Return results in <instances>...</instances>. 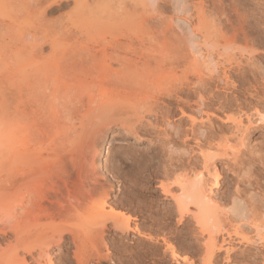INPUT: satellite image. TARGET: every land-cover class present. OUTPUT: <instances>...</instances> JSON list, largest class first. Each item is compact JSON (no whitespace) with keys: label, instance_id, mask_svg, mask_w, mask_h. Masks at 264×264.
<instances>
[{"label":"bare ground","instance_id":"6f19581e","mask_svg":"<svg viewBox=\"0 0 264 264\" xmlns=\"http://www.w3.org/2000/svg\"><path fill=\"white\" fill-rule=\"evenodd\" d=\"M49 1L50 0H21L17 6V9L14 10L12 16L8 19V22L3 23L2 21L0 23V28L4 30L6 35L9 32L11 33L12 31H15L14 29L18 22V12L21 13L20 11L22 10L25 12L32 11L37 13L39 17L38 21L40 22L38 26L40 27L41 25L43 28L44 24L46 26L45 21H47L44 19L46 11L56 3ZM71 1L73 2L71 7L73 10L83 9L88 6L87 0ZM110 1L111 0H94L96 4L100 5V9L102 10L114 8L113 4L109 3ZM133 1L135 5L144 7L147 4H154L156 0ZM181 1L182 0H173L176 9H180V12ZM186 17L178 16L175 19L177 25H179L181 28H185L186 30L185 36H187V44H184V49H186V52L184 51V53L182 48L179 49V47L175 46L176 49L174 48L175 50L172 51V55L175 57L171 55L172 57L168 59V64L165 63L168 66V71L171 72L170 74L173 73L174 67L176 68V66H181V73H179L180 76L173 74V77H169L168 74V76H166L167 78L165 77L166 81L163 79L164 76H161L163 82H160V80L158 81L162 83L161 87H159L160 84L158 82L157 85L153 82V80L151 82L152 89H154V86L156 88L154 91L152 90V93H150L151 87H149L148 84H143V79H146V75H143L145 78L140 75V72H138L137 62L133 61L127 56L129 52L135 51L129 48L131 46L121 47L118 45L119 48H114L112 46L113 48L110 49H108V46L100 48H89L88 46L65 47L61 46L59 41L71 42L74 44L79 43L78 40L80 37H78L77 34H70L68 30H66L67 32L65 31L66 33L62 30L60 32L55 30L53 33L50 32V34L48 33L47 29H42L41 27L40 30L38 29L39 27H37V31L34 29V31L29 33L27 32L26 34L15 33L8 35L7 41L9 45L14 47V55L29 48L32 49L30 51H35L34 55L32 52L31 53L36 57V61H38V59L44 60L48 56V102L46 103L44 99V101L38 99L39 101L37 100L35 102L38 103L39 106L40 104H44V102V105L48 104V161L44 158H40L41 156H38L39 161L36 160L35 164L30 161L29 163L31 165L29 164L25 166H28L27 169L20 168L19 164L21 162L23 164V161L27 160L28 156L32 158V156L34 157L36 154L37 150L40 151L44 149L41 147L42 144L40 143L41 145L38 147V144H34V147H32L33 149H30V142L29 144L27 142L8 144L0 143V171L6 172L5 179L1 181L2 177L0 178L1 210L6 205L9 207L11 201L17 196H20V199L23 198V193L20 191V189L24 187L26 189L28 184H30L32 181V183H34V180L38 179V181H36L37 183H34L35 185L31 183L32 186L30 187L36 188L33 190L31 188L30 190L29 187V197L26 199L28 202L26 203L28 205L23 204L22 206L25 207L22 209H27L22 210L21 212L24 213V211H26V216L29 214L36 218L39 216L41 217L42 215L44 218L45 216L48 218V224H50V228L48 229V234L44 233L45 235L41 237L36 254V249L33 246H27L24 244L19 245L20 249L26 255L30 256V259L34 262V264H116L117 260L110 256L112 255V250H114L115 247H113L111 244V248L110 243L105 240V237L110 235L111 229H113L114 232L121 233V235L117 237L116 233L113 234L112 239H117L122 243V241H124L128 236H131V233H133V235H142L140 231L141 222L151 221V226H149L147 229L154 228L153 225L159 221V219H162V221L165 223L167 220H171L172 214L176 215L174 219L177 222L184 221L189 217V219L194 222L192 224H195V227L198 226L200 232L206 233L207 237L203 238L201 236V240L196 238L195 234L193 233L194 238H196V242L198 239L200 240V245L204 250L203 260L206 264H215L220 253L223 254V256L220 254L223 261L228 264L235 261V257H244L246 254L259 255V252L264 250V211L258 210L256 207H252L250 204L246 203L244 200L235 195L232 196L228 208L225 209L223 207L222 210L218 208L220 206H218L216 204L217 202L212 200L211 196L209 195L210 190H212L211 185L213 188H217L219 186L218 177L220 173L216 167L215 161L218 157L227 155L226 143H229V137L221 135H219L220 142H214V137L216 135L218 136V132H215L212 126L214 119L213 117L216 116V114L210 111L212 108L210 105L211 101L209 103V100L215 98L216 96L210 90V81L214 80L217 83L221 81L222 86L224 85L223 87H225V85L228 84L230 76L228 74L229 71L224 69L221 73H215V75H211L209 70V72H207L205 66L196 63L197 60L193 57V55H195L200 50V48L207 45H210L212 48V46H218L219 42H212V36L210 37V34L208 33H202L203 30L201 31L198 28H190L191 26H189V22ZM198 40H200L199 43H197ZM227 41L228 40L224 41L225 44L221 45V47H223V50L226 52H230V50H232L230 42L232 41L229 43H227ZM220 43L223 44L222 42ZM44 45L48 46V55H42V47ZM182 46L180 45V47ZM240 51L243 52L246 50L241 49ZM182 52L184 55H186V58L189 59L188 61L187 59H183L185 56L181 54ZM248 53L251 54L250 52ZM181 55H183L182 59H180ZM168 57L170 56L168 55ZM251 58H253V55H248L246 57V60L249 61L248 65L249 63L252 64L253 62L251 61ZM165 59L166 58L157 59L156 57L155 65H153V67H151L149 63L148 64L150 66H148L146 63L148 66V69H146L147 72H150L152 69L151 72L158 70V74L159 72L161 73V67L163 66L160 65H164L163 61ZM113 60L120 63L121 67L119 68L126 72L125 74L123 71L124 76H126L128 80L132 78V76L129 75L130 73L132 74V72L135 73L137 71V73H139V77L138 74L136 75L135 73L132 78L133 80L130 79L128 81L124 76L122 78V75L119 76L117 74L118 72L120 73V70H113L110 64H108ZM143 62L142 64L145 65ZM242 67L243 66H241V69H243ZM248 70L247 72H249ZM238 71L239 73L242 72L239 67ZM98 72H100L103 77H106L108 74L114 72L113 76H115V79L113 78L112 80L115 81L113 82L112 80H108L105 82L95 80L93 75L94 73ZM164 72L165 70L162 73ZM115 73L119 77H117ZM165 73L167 74V71ZM116 78L120 80L118 81ZM121 79H125L124 83L121 81ZM117 81L122 83H118ZM127 81L128 84H125ZM132 82L135 84L139 83V85L143 84L144 86H138V92L136 88H134L136 90L135 91L132 87H128V85H130L129 83ZM44 83L47 84V82ZM145 86L149 87L147 88L150 91L145 89L148 93H146L142 88H146ZM131 88L134 91H130ZM184 88L187 90L186 94L194 93L195 96V100H192L195 105L194 107H191L192 105L189 106L188 104H185L186 106L183 105L182 107L178 108L180 117L188 120V127L182 130L178 122V124H174L165 120L164 122L162 121V117V120L159 119L162 122L160 123L157 119V116L158 114L163 116L166 111L163 113V109L158 107L156 101H163L161 96L160 98L158 96L162 93H167V95H170V93L173 92L175 98L177 97L178 100L184 101L187 99V97H185L183 100L182 98L184 96L182 97L180 95L182 91H184ZM17 89L18 87L15 88L14 91ZM20 91H18V93L15 92L14 94L21 96V93L23 92ZM26 91L28 92V90ZM257 92L258 91L256 90V93ZM28 93L30 94L31 92L29 91ZM45 95L46 93L44 96ZM18 96H16L15 99L13 98L16 100V103L18 101L17 98H22ZM10 97L12 96L10 95ZM261 97L263 96L261 95ZM33 99H35L34 96ZM19 101V104L21 105V100ZM187 102H189L188 99L184 101V103ZM16 103L13 105L15 110L13 111L12 108V112L16 113V111H24V109H26H23V106L20 107V105ZM9 104H11V99ZM218 104L220 105L221 103L219 102ZM179 105L180 104H178V106ZM142 110L145 111L144 114ZM146 113H148V118H146ZM12 114H10V116H13ZM14 115L16 116V114ZM15 116L11 118L9 122L12 124L10 123L9 125H15L18 119ZM151 116H154L155 119ZM150 117L154 120L150 119ZM257 117V121H264V114H261V112L257 113ZM219 121L220 123L232 121L234 129L237 131L241 130L239 143L241 145L244 144L243 139L245 138V133L247 132L248 126L243 128V122L241 119L236 120L230 117H219ZM164 125H168L167 127H172L173 132H175L177 136L181 137L184 143L195 141L194 146L196 147V150H193L195 152L192 154L191 148V155H187V157L184 156L185 159H175L171 155L172 153L168 152V146L173 141H170L169 138L170 133L172 132L167 133ZM116 126L122 129V133L132 135L134 139L133 142H140L143 139L148 140V152H151L157 146H161L160 148L162 149V152L166 153L168 157L166 159L168 160H165V162L163 161L164 163L160 165L156 164L158 161L153 162L152 157H147V155L145 157H140L141 155L138 156L133 153H125V158L131 159L130 162L134 164L141 165L144 162V166L143 164L142 166L144 171L147 173V179L144 180V187L150 184L152 179L158 181L157 184H155L157 190L154 191L156 195V192L159 190V195L157 194V196L160 198V204L162 207L158 208L157 206L158 210H155L156 208L152 210L153 205H150L152 204V201L149 205H147L141 204L139 199H137L138 201L136 200L137 206L135 211L133 213H126L125 211L115 209L117 203L115 201L112 202L113 200L110 201L111 193H109L107 188L113 190V187L116 186L117 183H113V181L104 175V172H109V170H101L100 165L95 158V153L97 148L96 145L99 143L98 134ZM203 129L204 131L201 133ZM197 154L202 160V169L194 171L195 169H192L190 161L191 157H195ZM239 154H241V150L239 148L230 150V155L233 161H236ZM16 167L19 168L16 169ZM159 167H161V175H159ZM175 171H178L179 174L174 176ZM209 173L213 175H211L212 178L208 177ZM171 178L172 180H170ZM117 186H119L118 188L120 190L123 189V186L122 188L121 185ZM134 186H136L135 188H137L138 191H142L141 185V187H139V184L134 183ZM26 190H28V188ZM127 193L122 195V199H124V201L126 200L128 205H132L133 202H135L136 197L133 198L134 196L131 194V192L129 194ZM28 194L26 196H28ZM42 201H47L48 206L44 205ZM169 202L171 204H169ZM19 203L22 205L23 202L21 201ZM106 207L109 208L107 211L108 213L100 216V213L103 212ZM153 212L160 214V218H157L156 215H153ZM11 214H9V219L4 218V216V219L1 218L2 216L0 217V233L2 235H6V233H8L7 231L12 232L15 236L14 243L16 244L21 241L16 238V222L18 219L13 212H11ZM147 216L149 217V220H146ZM93 217L94 222H92L91 226L86 229H74L65 225L71 220L90 219ZM156 224H158V222ZM226 225H228L229 228H225ZM157 226L160 227V225ZM246 229H251L253 232H255V237H253L254 235L252 237L246 235L247 233L244 232ZM160 230H162V228L159 229L158 232H160ZM164 235L165 234H162V236H160V245H163L162 251L164 253L168 252L171 259L177 258L178 252H176L177 250L175 245L169 240V238H167V234L165 236ZM122 236H125V238ZM218 236L223 237V239L219 241ZM85 238L90 239L88 242L91 241L90 246L92 247V251L91 253L88 251L90 254L87 253L86 249H84L87 248L84 247V243L86 242ZM147 238L150 239L151 236H147ZM19 239L21 238L19 237ZM67 241H69L71 244L69 243L70 245H66L65 243ZM130 241L132 242V240ZM45 242L48 244V252H46L47 250H43V246L41 247V245ZM11 244L9 242L8 246H11ZM237 244L243 247L240 249ZM122 245L123 247L121 249V253H126L131 256V251L127 249L126 246H124V243ZM55 247H59L65 250V252L63 253L59 249L56 251L52 250ZM246 247L251 248V250L259 249V251H257L258 253L247 252ZM102 249L105 250V253L102 252ZM13 255L12 257L10 256V264H15V262L16 264H28L26 258L24 256L20 257L18 252L15 251ZM53 257H56V260H54ZM182 259L187 260L185 256ZM7 261L6 264H9Z\"/></svg>","mask_w":264,"mask_h":264},{"label":"rangeland","instance_id":"374dc122","mask_svg":"<svg viewBox=\"0 0 264 264\" xmlns=\"http://www.w3.org/2000/svg\"><path fill=\"white\" fill-rule=\"evenodd\" d=\"M20 1L21 0H0V23L2 21L3 23L8 22V19L12 16L14 10L17 9ZM51 1L56 3L46 11L44 17V19L47 20L45 21L46 26L45 24H42L44 26L42 28L40 25L42 29H47L48 33H53V31L55 30L57 32H60L61 30L65 32L66 30H68L70 34H77V36L80 37L78 40L79 43L74 44H72L71 42L59 41L61 46L65 47L88 46L89 48H100L108 46V49H110L113 47L119 48V46H131L129 48L135 51H131L128 53V55H126L133 61L137 62L138 72H140V75H146V79H143L144 83H142L144 85L148 84V86L151 87L150 93H152V90L154 91L156 88L153 84H157L159 80L160 82H163L162 80H165V77L168 76V74L169 77H173L174 75L180 76L179 73H181V66H176V68L174 67L172 74H170L171 72H169V69H167V64L169 62L168 59L174 56L172 55V51L175 50L176 47H179V49L182 48L183 52H186V49H184L185 45L187 44V36H185L186 30L185 28H181L179 27V25H177L175 19L178 16H187L186 18L189 22V26H191L190 28H198L201 31L203 30L202 33H208L210 34V37L212 36L211 38L214 40H211L212 42L216 43V41H218V46H212V48L210 45L203 46L195 55H193V57L197 60L196 63L205 66L207 72L210 71L209 73L211 75H215V73H221L224 69L229 71L228 74L230 76L228 84L225 85L226 88L223 87L224 85L222 86L221 81L219 83L215 82L214 80L210 81L211 88H209L216 96L215 98L209 100V103L211 101L210 105L212 108L210 109V111L216 114V116L213 117L214 119L212 118L213 130L215 132H218V136L216 135L214 137V142H220L219 135H221L229 137V143H226L227 155L218 157L215 161L216 167L218 168L220 173L218 177L219 186L217 188H213V186L211 185L212 190H210V192H207H209L212 200L217 202L216 204L221 207H218L219 209L223 210V207L225 209L228 208L232 196L235 195L244 200L246 203L250 204L252 207H256L258 208V210L264 211V121H257V113L261 112V114H264V0H182L180 4L181 12L179 11L180 9H176L173 0H156L154 4H147L144 7L135 5L133 0H111L109 3L113 4L114 8L109 10L100 9V5L96 4L94 0H87L88 6L79 10H73L71 8L73 4L71 0H50L49 2ZM20 12L21 13L18 12V22L14 29L15 31H12L11 33L9 32L6 35L4 30L0 28V143L8 144L16 142H27L29 144L30 142L32 144H29L30 149H33L32 147H34V144H38L37 147L42 144L41 147L44 149L40 150L41 153L39 150H37L38 153L37 151L36 154L34 152V157L32 156V158H30V156H28L27 160L23 161V164L22 162L19 164L20 168L27 169L28 166H25L29 165L30 161L35 164L36 160L39 161L40 156V158H44L48 161V104L44 105V102V104H40V107L38 103H35L38 99L41 101L44 99L46 103L48 102V56L47 58L45 57L46 59L44 60H39L37 58L38 61H36V57L33 56L35 54V51L32 52L30 51L32 49L29 48V50H22L18 54L14 55V47L12 45H9L7 41L8 35L15 33L26 34L27 32L29 33L34 31V29L35 31H37L38 29L40 30V27L38 26L40 22L38 21L39 17L37 13L32 11L25 12L23 10ZM37 27L39 28L37 29ZM226 40H228L227 43L232 41L230 42V46L232 47V50H230V52H226L225 50H223V47H221V45L225 44L224 41ZM199 42L200 40L197 41V43ZM220 42H222L223 44H221ZM180 45H183L184 47H180ZM241 49H244L246 51L241 52ZM31 52L33 53V55ZM183 52L181 54L184 55L185 52ZM248 52H250L251 54H249ZM229 53L232 55H230ZM44 54L48 55L47 45H44L42 47V55ZM168 55L170 57H168ZM183 55H181L180 59L183 58ZM248 55H253V58H251V61L253 62L252 64L249 63V65V61L246 60V57ZM184 56L185 58L183 59H187L186 55ZM156 57L157 59L166 58L163 61L164 65H160L163 66L161 67L162 69L160 67L159 68L162 70V72L164 70L165 72L167 71V74L165 72H161L162 74L159 72L158 74V70H154V72H151L152 69L150 72H147L146 69H148V66L151 65V67H153V65H155ZM188 60L189 59H187V61ZM142 62L145 63V65H143ZM146 63L148 66L146 65ZM108 64H110L113 70H120L121 74L119 72L117 74L119 76L122 75V78L124 76V73L126 74L124 70L123 73L121 68H119L121 67L119 62L113 60ZM241 66H243L242 68L244 70L241 69ZM238 67L240 68V70H242V72L239 73ZM247 70L249 72H247ZM135 73L136 75L138 74L139 77V73H137V71ZM135 73L132 72V74H128L133 78ZM113 74L114 72L108 74L106 77H103V75L98 72L94 73L93 78L97 81L107 82L108 80H112L115 77L113 76ZM161 76H164V78L162 79ZM124 77L127 78L126 76ZM126 80H128V78ZM121 81H123L124 83L125 79H121ZM128 81L125 84H128ZM152 81L154 82L152 84L154 86V89H152L151 86ZM44 82H47V84ZM160 82H158L160 84L159 87H161L162 84ZM135 83H129L130 85H128V87L130 86L133 89L136 88V90L138 91V86H144L143 84L139 85V83ZM17 87L19 90L17 89L16 91H14ZM147 87L142 88L144 90L147 89L148 91H150L148 89L149 87ZM132 88L130 91L135 90H133ZM26 90H28V92L30 91L31 93L29 94ZM183 90L184 91H182L180 95L182 97L184 96L182 98L183 100L185 99V97H187L189 101L187 103H184V101L187 99L182 101L178 100L177 97L175 98L173 92H171L170 95H167V93H162L163 95L161 94L158 96L159 98L161 96V99H163L164 101H156L158 107L163 109V113L166 111L163 115L164 117L158 114L157 119L160 123H162L160 120H162L163 118L162 121L165 120L174 124L179 123L182 130L188 127V120L180 117L178 108L182 107L183 105L186 106L185 104H188L189 106L192 105L191 107H194L195 105L193 101L195 100V96L194 93L186 94V88H184ZM256 90L258 91L257 93ZM18 91L23 92L21 93V96L14 94L15 92L18 93ZM145 92L148 93L146 90ZM40 93L42 96L40 95ZM43 93H46V95L44 96ZM10 95L12 97H10ZM261 95L263 97H261ZM16 96L22 97L17 98V103L16 100H14ZM33 96L35 99H33ZM10 99L11 104H9ZM218 99H220L221 101ZM19 100H21V105L19 104ZM217 102H220L221 104L219 105ZM14 103L19 104L20 107L23 106V109L26 108L24 109V111L19 110L22 112V114L19 111H16V113L12 112V108L13 111L15 110L13 107V105H15ZM178 104L180 105L178 106ZM142 112L143 114L145 113V111L143 110ZM10 114H12L13 116H15L14 114H16L15 117L18 118L14 126L9 125L11 123L9 121L13 117L10 116ZM145 115L146 118H148V113H146ZM218 116L222 118L230 117L236 120L241 119L243 122V128L245 126H248L247 132L245 133V138L243 139V145L239 143L241 130L237 131L236 129H234L232 121L220 123ZM151 117L154 118V116ZM151 117L150 119H152ZM167 126L168 125H164L167 133L172 132L170 133L171 137L169 136V138L170 141L173 140L171 143L172 145L170 144L168 146V152L172 153L171 155L175 159H185L184 156L187 157V155H191V148L193 154V152H195L193 150H196V147L194 146L195 141L184 143L182 141L183 139L177 136L175 132H173L172 127ZM203 131L204 129L201 131V133H203ZM133 140L134 139L132 135L122 133V129L118 126L112 127L111 129L102 131L98 134L99 143H97L96 145L97 148L95 158L99 163L102 171H105L106 169L109 170V172H104V175H106L108 179L113 181V183L115 182L117 183V185H121V188L123 186L124 189L120 190L118 188L119 186L117 185L113 187V190L115 191L107 188L109 190V193H111L110 201L113 200L112 202L115 201L117 203L115 209L125 211L126 213H133L135 211L138 201L137 199H139L141 204L147 205H149L152 201V204H150L153 205L152 210H154L155 208V210H158L159 207H162L160 204V198H158L159 196H157V194L159 195V190L156 192V195L154 193V191L157 190L155 184H157L158 181L152 179L151 183L144 187V180L147 179V173L143 169L144 162L142 161L143 166L141 163V165L134 164L130 162L131 159L125 158V156L127 153H133L138 156L141 155L140 157H145L147 155V157H152L153 162L158 161V163L156 162V164L158 165L163 164L165 160H168L166 159L168 157L166 153L162 152V149L160 148L161 146H157L154 150L148 152V140L143 139L140 142H133ZM230 148H239L241 150V154H239L236 161H233V159L231 158ZM30 149L29 151L31 152ZM196 156H192L190 161L192 169H195L194 171L202 169V160L201 158H199L198 154ZM18 168L16 167V169ZM159 168V175H161V167ZM176 174H179V172L175 171L174 176ZM209 174L208 177L212 178L213 175ZM5 177L6 172L0 171L1 181L4 180ZM172 178L170 180H172ZM36 181H38V179L34 180V183H37ZM31 183L26 186L28 190H26L27 188L25 189V187L20 189L25 198L22 195L23 198H21V200L19 198L20 196H17L11 201V204L9 205L10 208L6 205L4 208H2V210L0 209V217L2 216V219H9L8 217L11 212L16 215L18 219L16 222V238H18V240H21L20 242L15 244V236L12 232L7 231L8 233H6V235H2L0 233V264H6L7 260V262L9 263L10 256L12 257L15 251L18 252V255L20 257L24 256L28 264H34V262L30 259V256L26 255L20 249L19 245L24 244L27 246H33L36 249V254L41 237L45 234H48V229L50 228V224H48V218H46L45 216L43 218V215L37 218L29 214H27L28 216H26V211H24V213L21 212L22 210L27 209H22L25 208L22 206L23 204L25 205L28 203L26 199L27 197H29L28 193L32 188L30 186L34 184ZM134 183L139 184V187L142 186V191L139 190L140 193L138 189L135 188L136 186H134ZM35 188L36 187H33L32 190ZM130 192L131 194H133V198L136 197L135 202H133L132 205H128L127 201H124V199H122V195L126 193L129 194ZM26 193L28 194V196H26ZM19 199L23 202L22 205H20L19 202L21 201ZM42 202L44 205L48 206L47 201ZM170 202L169 204L172 203ZM108 209L109 208L106 207L105 210L100 213V216L108 213ZM152 214L156 215L157 218H160V214L154 212ZM175 217L176 215L172 214V219L169 221L167 220L166 223L162 221V219H159L160 222L156 220L158 224H156V222V225H153L154 228L149 229L147 228L151 226V221H140V231L142 235H133V233H131V236H128L124 241H122V243L117 239H112L113 234L116 233L117 237L120 236L121 233L114 232V230L111 229L110 235L106 236L105 240L110 243V247L112 244V246L115 247L116 250L114 248V250H112V255L110 256L113 259L117 260L116 264H206L203 260L204 250L200 245L201 236L203 238H206V233L200 232L198 226L195 227V224H192L194 222L189 219V217L181 222H177L174 219ZM146 220H149L148 216ZM92 222H94V217L90 219L71 220L68 221L65 225L70 228L81 230L90 227ZM157 225H160V227ZM158 228H162L163 231L160 230L161 233L158 232ZM225 228H229V226L226 225ZM244 232L247 233L244 234L250 237H252L253 235V237H255V232H253L251 229H246ZM193 233L195 234V237L199 238L200 240L198 239V241L196 242V238H194ZM162 234H167V238H169V240L172 241V243L175 245V248L177 250L176 252H178L177 258L171 259L168 252L164 253L162 251L163 245H160V236H162ZM147 236H151V238L148 239ZM19 237L21 239H19ZM122 237L125 238V236ZM222 239L223 237L218 236L219 241H221ZM88 240L90 239L85 238V242L83 239V241L85 242L84 244H87L86 246L84 245V247L87 248H83L86 249L87 253H91V241L88 242ZM130 240H132V242ZM5 242H10V244L12 242V244L11 246H8V243ZM46 243L47 242L43 243L41 247L43 246V250H47L46 252H48V244ZM69 243L70 242L67 241L65 244L70 245L71 243ZM123 243L124 246H126L127 249L131 251V256L126 253H121ZM237 246H239L240 249L243 247L238 244ZM57 249H59L63 253L65 252V250L59 247H55L52 250L56 251ZM246 249L247 252L252 253H258L257 251H259V249H252V251L249 247H246ZM102 252L105 253V250L102 249ZM220 254L217 257L218 259L215 264H227L222 259L223 254H221L222 256ZM129 256L131 257V259ZM184 256L187 258V260L182 259ZM53 259L56 260V257H53ZM234 259L235 261L228 264H264V250H261L259 252V255L246 254L244 257H235Z\"/></svg>","mask_w":264,"mask_h":264}]
</instances>
